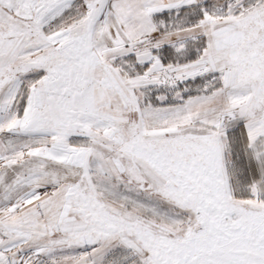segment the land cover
Returning <instances> with one entry per match:
<instances>
[{
	"label": "snow or ice",
	"instance_id": "6c2138e0",
	"mask_svg": "<svg viewBox=\"0 0 264 264\" xmlns=\"http://www.w3.org/2000/svg\"><path fill=\"white\" fill-rule=\"evenodd\" d=\"M0 264H264V0H0Z\"/></svg>",
	"mask_w": 264,
	"mask_h": 264
}]
</instances>
